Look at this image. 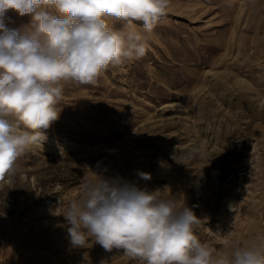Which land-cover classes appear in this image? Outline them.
I'll list each match as a JSON object with an SVG mask.
<instances>
[{
    "label": "rangeland",
    "instance_id": "1",
    "mask_svg": "<svg viewBox=\"0 0 264 264\" xmlns=\"http://www.w3.org/2000/svg\"><path fill=\"white\" fill-rule=\"evenodd\" d=\"M30 20L5 15L12 29ZM144 34L141 59L110 65L91 85L61 82L47 140L0 181V264H146L94 237L70 243L63 215L96 174L189 207L214 258L234 242L264 244V0H170Z\"/></svg>",
    "mask_w": 264,
    "mask_h": 264
},
{
    "label": "clouds",
    "instance_id": "2",
    "mask_svg": "<svg viewBox=\"0 0 264 264\" xmlns=\"http://www.w3.org/2000/svg\"><path fill=\"white\" fill-rule=\"evenodd\" d=\"M169 5L170 0H0V181L15 174L26 149L47 140L46 130L61 112V82L91 85L110 65L144 57V33L153 31ZM9 10L29 15L30 22L8 28ZM109 17L128 30L109 27ZM96 177H85L81 198L63 215L74 247L84 248L90 236L106 252L122 249L146 264H264V244L234 242L230 255L214 258L194 235V212L157 195L160 189L149 191L120 176Z\"/></svg>",
    "mask_w": 264,
    "mask_h": 264
},
{
    "label": "bare ground",
    "instance_id": "3",
    "mask_svg": "<svg viewBox=\"0 0 264 264\" xmlns=\"http://www.w3.org/2000/svg\"><path fill=\"white\" fill-rule=\"evenodd\" d=\"M189 12V11H188ZM197 12V10H195L194 12H190L191 14H194V13H196ZM230 22L231 21V18L229 17V20L228 19H225V22ZM221 45H223V43H221V42H219L217 45L215 44L214 46H221Z\"/></svg>",
    "mask_w": 264,
    "mask_h": 264
}]
</instances>
